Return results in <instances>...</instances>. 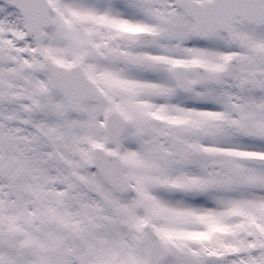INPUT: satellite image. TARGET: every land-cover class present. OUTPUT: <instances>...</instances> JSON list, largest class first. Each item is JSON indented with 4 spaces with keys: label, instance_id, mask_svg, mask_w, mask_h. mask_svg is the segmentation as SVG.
I'll use <instances>...</instances> for the list:
<instances>
[{
    "label": "snow or ice",
    "instance_id": "obj_1",
    "mask_svg": "<svg viewBox=\"0 0 264 264\" xmlns=\"http://www.w3.org/2000/svg\"><path fill=\"white\" fill-rule=\"evenodd\" d=\"M0 264H264V0H0Z\"/></svg>",
    "mask_w": 264,
    "mask_h": 264
}]
</instances>
